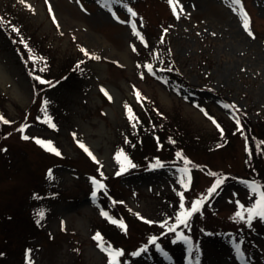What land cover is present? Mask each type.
<instances>
[{
	"label": "rangeland",
	"instance_id": "374dc122",
	"mask_svg": "<svg viewBox=\"0 0 264 264\" xmlns=\"http://www.w3.org/2000/svg\"><path fill=\"white\" fill-rule=\"evenodd\" d=\"M28 3L0 0V264H108L97 231L124 250L120 264H264V218L233 219L235 202L253 199L251 177L264 176L253 144L264 152V0H242L251 33L234 0H180L176 12L168 0ZM81 45L97 56H85ZM37 83L47 87L36 98ZM147 112L160 118L143 127ZM174 117L193 168L188 188L180 184L188 173L172 163L177 153L165 155L152 140L155 124ZM146 132L153 144L139 156L145 167L134 168L129 149ZM33 137L51 140L61 154ZM121 149L132 161L123 172ZM93 176L107 187L97 189ZM181 192L186 206L201 193L205 199L187 224L165 228L159 221L174 222ZM103 212L126 230L109 227ZM179 231L191 237V256L190 242L175 240Z\"/></svg>",
	"mask_w": 264,
	"mask_h": 264
},
{
	"label": "snow or ice",
	"instance_id": "6c2138e0",
	"mask_svg": "<svg viewBox=\"0 0 264 264\" xmlns=\"http://www.w3.org/2000/svg\"><path fill=\"white\" fill-rule=\"evenodd\" d=\"M23 2L30 9L32 8V5L30 3H28V0H23ZM168 2L172 6L173 12H176V9L178 6H180L182 8V5L180 4V0H168ZM234 3L241 6L240 11L244 16V20H243L244 28L247 29L251 33L250 16L247 13V11L243 8L242 0H234ZM52 11H53L52 6H51V4H49V12L51 13ZM129 11H132L133 15H136V13L133 9L129 8ZM0 19H2V18H0ZM117 19H119V17H117ZM52 20L54 22H57L54 14L52 15ZM57 26H59L58 22H57ZM12 27L14 29L16 28L15 25H12ZM16 30H18V29H16ZM165 31H167V30L165 29ZM140 39L143 40L144 37L140 36ZM132 47L135 50V45H133ZM81 49L84 52L85 56H87V57H96L97 56V54L95 52L88 51L86 48H84L83 45H81ZM80 63H81V61L78 60L77 64H80ZM152 67L153 66L151 64L147 65V68L149 71L152 70ZM140 75H141V77H143L144 73L141 72ZM37 78L41 81H45V77H43V76H38ZM133 88H135V85H133ZM101 91L104 92V94L108 97V99H112V96L109 94L108 90L103 85H101ZM136 96L138 99L141 97V92L138 88L136 89ZM128 112L130 115H132V109L130 106L128 107ZM161 115H163V114L161 113ZM47 119H48L49 123H51V118L48 117ZM212 119L215 122V117H213ZM0 120H5V117L2 114H0ZM237 122L239 123V121H237ZM51 126L55 127L56 125L51 124ZM217 126L219 127V125H217ZM20 127H21V129H23L24 127H26V125L21 124ZM221 132H223L222 128H221ZM33 139H35L39 144L43 145L45 148H48L50 151H52L58 155L61 154L60 149L55 147L51 140L43 139L40 137H33ZM76 143L79 144L80 147L83 148L84 151L87 152V154L94 161L97 160V157L93 154L92 150L88 147L87 144H85L82 140H79V139L76 141ZM115 155H116L117 161L120 164V171L121 172L126 171L128 167L132 166L131 159L127 156L126 153H124L123 149L117 151ZM181 155H182V153L177 152V156H181ZM183 160L185 163V167H183L181 169V172L188 173V175L187 176L181 175L180 184L183 185L185 188H188V187H190L191 181H192L191 173L189 172V169L187 167V164L189 163V158L187 156H184ZM97 162L99 163V161H97ZM154 166H158V164L154 165ZM48 172H49V175H51L52 169H48ZM101 175H103V172H101ZM117 175H119V172L117 173ZM92 180L95 183L97 189L107 187V185L104 184L101 180H98L96 176H93ZM221 183H222L221 179L215 180L212 183L211 187H209L207 189V193L208 194L214 193L216 191L217 187ZM249 188L251 190V193L253 194V199L251 201H249L247 204L242 203L239 200H237L235 202L237 205V210L233 216V219L239 218V219L244 220L246 222H251L253 219H255L257 217L264 218V183H258L257 181L252 180L249 183ZM93 195L95 196L96 193L94 192ZM204 199H205V195L203 193H201L197 196V198L192 199L190 201V206H186L185 194H184V192H181L180 193V199L178 202V208L174 209V211H175L174 222H173L172 218H169L168 223H165L164 220L159 221V223L163 224L165 228H168L169 224H171L172 229H177L178 225L187 224L189 219L193 215V213L196 212L202 206ZM40 215H43V213L41 212ZM103 215L109 216V213L103 212ZM136 215L140 216L141 219H145V217L141 216L140 213H136ZM109 218L113 219L114 223H119L126 230L127 226H126V224H124L123 221L115 220L112 217H109ZM151 222L152 221H149V223H151ZM94 238L96 241L99 242V247L108 254V257H109L108 264H120V257L122 255V253L124 252V250L122 248H112V247L106 245L104 243V237L101 234V232H99V231H97L94 234ZM150 240L152 242L157 241V236L156 235L151 236ZM175 240H177V241H180V240L190 241L191 237L186 235L183 231H179L178 234L175 235ZM147 246L148 245L145 244L144 248H146ZM156 247L160 248L161 246L159 243H157ZM236 247L239 248L240 244L237 243ZM161 250L163 251V249H161ZM28 251L30 252L31 250H28ZM141 251H143V249H141ZM0 254H2V253H0ZM134 254H137V253H134ZM165 254H167V253H165ZM28 264H33L31 259H28Z\"/></svg>",
	"mask_w": 264,
	"mask_h": 264
},
{
	"label": "trees",
	"instance_id": "16d2710c",
	"mask_svg": "<svg viewBox=\"0 0 264 264\" xmlns=\"http://www.w3.org/2000/svg\"><path fill=\"white\" fill-rule=\"evenodd\" d=\"M20 51H21V57H23L24 61H26V60L28 61L27 58L30 57L28 55L30 53H27L28 50L22 49ZM27 65L29 67H31L28 63H27ZM66 68H67V66H64L63 70L66 69ZM165 68H167L166 70L169 69L168 66L165 67ZM31 74H32L33 77H34V75L36 76V71H35V73L31 72ZM46 87H47V83L46 84H41V83L35 84L34 90H35L36 98L40 95L41 91L44 88H46ZM236 114H237V121H239V123L243 126L244 125L243 123H244V120H245L244 117L239 112H237ZM147 115L148 116L146 118H145V115L141 116V119H142L141 123L143 122L142 123L143 127H146V126L149 127L150 125H153L152 122H157L158 118H160L158 113L152 114V116H151L147 112ZM148 118L150 119V123L151 124L148 123V120H147ZM172 120H173V122L168 123V124L165 123V122H162L160 127L159 126L157 127V124H155V127H154V136H155V138L153 137L152 140L155 142V144H156L155 146L156 147L158 145H162L163 147H165V150H166L165 153H167L165 155L170 154L172 151H174V154H176L177 152L182 153L181 156L176 157L177 158V162H172V163H174L173 165H175V166L177 165V166H180V167H185V163H184L183 157L187 156L186 152L180 145L177 144V142L180 143V144L184 143L183 139L180 138V137L184 135L185 130H184V127L181 125L180 121H176L175 120V117L172 118ZM0 125H2V123H0ZM140 130H141V128H140ZM144 132H142V133H144ZM150 136L152 137V134L150 133V135H149V133L146 132L145 136L140 137V139H139L140 142L137 140L138 141L137 144L135 143V140H132L133 143L137 145V150H134L133 149L134 147L129 149L130 152H131L130 157L133 160L134 168H141V166L145 167V166H143V162L140 160L139 156L140 155H145V153H147L146 149H149L151 147V145L153 144V142L151 143ZM253 144H254V147L258 150L259 155L261 156L260 157L261 161H264V159H262V156L264 155V152H262V147L263 146L261 148H259V147H257L256 142H253ZM130 146H131V144H130ZM129 147H127V148H129ZM171 157H174V156H171ZM166 158H168V157H166ZM165 159H161L159 161H161L162 163L165 164ZM187 167L192 172L193 168L189 164H187ZM251 180H255L258 183H264V181H263L264 180V176H252ZM102 207L105 209L104 206H102ZM109 216L112 217L111 213H109ZM124 216H125V218H126V220L128 222H130V220L136 221V219L133 217L134 215L127 216V213H126V214H123V218H124ZM118 218L119 217H116V219L118 221H122L120 218L119 219ZM109 221H110V218H109ZM112 224H113V227H116L117 231H119V229H120L119 223H114L113 221H111V222H109V227ZM128 224L131 225L130 223H128ZM113 227H112V229L110 231L115 233ZM189 234L193 235L192 232L189 233Z\"/></svg>",
	"mask_w": 264,
	"mask_h": 264
}]
</instances>
